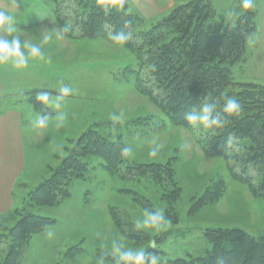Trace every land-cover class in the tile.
<instances>
[{"label": "rangeland", "instance_id": "374dc122", "mask_svg": "<svg viewBox=\"0 0 264 264\" xmlns=\"http://www.w3.org/2000/svg\"><path fill=\"white\" fill-rule=\"evenodd\" d=\"M186 1L127 0L125 10L143 19L139 29L144 31ZM210 3L213 23H235L243 13L242 0ZM252 7L256 10V30L247 39L243 59L230 68L233 81L264 86V0H252ZM0 11L13 18L14 27L20 25L11 34L6 26L0 27V37L18 35L22 42L40 45L45 58H51L50 63L29 58L23 68L15 67L11 60L0 63V112L7 106H15L19 112L23 108V117L35 132L33 144L24 143L26 166L13 187L15 206L6 218L14 221L9 219V224L0 225L13 226L19 219L16 209L21 214L54 220L51 226L32 235L18 264H115L113 241L125 249L145 252L152 248L160 256L158 264H171L178 258L202 257L210 247L203 236L206 229L238 228L255 235L264 232V200L252 196L247 186L231 176L223 158L205 156L190 131L169 124L155 104L135 90L131 79L117 77L125 66L134 67L132 55L121 44L66 37L52 16L49 0H0ZM45 36L49 37L46 43ZM43 85L53 87L47 105L37 101V109L28 105L31 101H23L24 91L46 88ZM65 85L73 92L58 100L59 89ZM50 110L55 113L54 125L36 127L37 116L47 115ZM137 118L144 119L145 125L131 126ZM158 123H163V128L152 131ZM53 129H59V133ZM87 129H94L109 142L120 138L130 149L126 156L130 161L162 164L171 160L180 188L172 206L162 197L164 191L152 176L122 179L107 171L96 155L85 158L86 176L69 183L66 198L51 206L30 204L28 192L52 175ZM153 148L158 149L156 156L150 155ZM23 179L35 184L28 186ZM218 181L224 188L214 203L199 209L192 206L207 187ZM146 210H163L168 223L160 230L137 228L136 222L144 219ZM153 241L155 248L150 246ZM4 245L0 246V261L7 253Z\"/></svg>", "mask_w": 264, "mask_h": 264}, {"label": "trees", "instance_id": "16d2710c", "mask_svg": "<svg viewBox=\"0 0 264 264\" xmlns=\"http://www.w3.org/2000/svg\"><path fill=\"white\" fill-rule=\"evenodd\" d=\"M49 1L54 20L72 40L105 39L116 43L112 35L129 33L130 39L121 45L132 55L134 67L125 66L117 77L131 79L135 90L154 103L169 124L190 131L205 156L223 158L231 176L247 186L252 196L264 200V86L233 81L230 68L243 59L247 39L256 30V10L252 6L245 9L241 3L243 13L235 23H213L210 0H188L143 31L139 29L143 19L126 12L127 0ZM212 57L216 61L212 62ZM41 92L26 93L34 107ZM225 97L241 103L238 114L223 113ZM205 102L217 105L216 110L226 120L222 127H193L185 119L188 112ZM131 124L138 127L145 122L137 118ZM162 125L156 124L152 131L162 129ZM124 148L120 138L109 142L94 129L85 130L52 175L28 192V202L51 206L66 198L69 183L86 176L85 158L96 155L107 171L122 179L152 176L171 207L180 194L171 160L162 164L130 161L122 155ZM223 188V182L211 184L192 206L199 209L214 203ZM14 211L19 215L16 223L10 228L0 225L6 233H0V246L8 247L0 264H18L32 235L54 223L51 218ZM203 236L210 247L202 257L178 258L171 264H264V232L255 235L238 228H215L204 230ZM149 253L155 250L148 248L144 255Z\"/></svg>", "mask_w": 264, "mask_h": 264}, {"label": "clouds", "instance_id": "9594fccd", "mask_svg": "<svg viewBox=\"0 0 264 264\" xmlns=\"http://www.w3.org/2000/svg\"><path fill=\"white\" fill-rule=\"evenodd\" d=\"M242 4L245 9L250 8L252 6V0H242ZM5 26L9 34L15 32L13 18L0 11V27ZM111 38L117 43L123 44L130 39V34L119 32L112 35ZM48 39L49 37L45 36L43 42L46 43ZM29 58L46 59L38 44H34L27 40L22 42L18 35H13L11 39L0 37V63H6L11 60L15 67L23 68L27 66ZM46 62L50 63L51 58L48 57ZM59 92L61 95L58 97V100H62L63 97L70 95L73 89L65 85L59 89ZM36 99L43 105H47L49 103V94L47 92H41L36 96ZM59 106V103H57L56 107L58 108ZM216 109L217 105L214 102H205L198 109L194 108L192 111L188 112L185 119L193 127H222L226 123V120L222 118L221 113ZM222 111L229 116L238 114L241 111V103L235 98L225 97ZM60 119L62 120V117ZM113 119H117V117H113ZM47 123V115L41 114L37 116L35 121L36 127L44 129ZM157 150V148H153L150 155L156 156ZM129 153V148L125 147L122 149V155L127 156ZM167 223L168 221L165 219L163 210H146L144 219L142 221H137L136 227L160 230L161 227ZM49 235H51V233H49ZM150 246L155 248V242L153 241ZM112 255L116 258L115 264H145L146 260L149 264H158V261H160V256L156 253H149L146 257L143 249H125L124 245L117 241H113L112 243Z\"/></svg>", "mask_w": 264, "mask_h": 264}, {"label": "crops", "instance_id": "0c3cea01", "mask_svg": "<svg viewBox=\"0 0 264 264\" xmlns=\"http://www.w3.org/2000/svg\"><path fill=\"white\" fill-rule=\"evenodd\" d=\"M19 26V24L15 25L16 29H18ZM43 86L46 88L36 87L32 90L30 89L28 91H24L23 94L25 96H23V101L26 103L29 102L27 100L26 93L31 91L43 90V92L47 93L53 92L52 86ZM28 105L35 108L31 105V103ZM27 107L24 106V108ZM22 109H20L19 112L15 106H7L2 108V111L0 112V223L2 224H9L11 222L9 219H11L12 222L14 221V218L6 217L9 216L8 214L12 215L13 207L15 206V202H13L12 198L13 187L26 166L24 143L27 141L28 143L33 144L35 141L33 138L35 136V132L32 130V127L28 124L27 120L23 117ZM33 112L36 113V110ZM47 116V126L49 127L52 124L54 125V122L56 121V119H54V111L50 110V113L47 114ZM72 124H74V122ZM78 124L79 123L75 124V129ZM53 130L57 132L59 129ZM58 133L59 131L57 134ZM41 176L42 175H40V177ZM23 181L28 186L35 184L33 181L32 183H29V181L24 179Z\"/></svg>", "mask_w": 264, "mask_h": 264}]
</instances>
